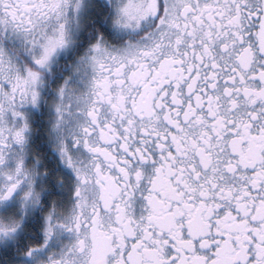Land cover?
<instances>
[{
  "label": "snow or ice",
  "instance_id": "snow-or-ice-1",
  "mask_svg": "<svg viewBox=\"0 0 264 264\" xmlns=\"http://www.w3.org/2000/svg\"><path fill=\"white\" fill-rule=\"evenodd\" d=\"M0 264H264V0H0Z\"/></svg>",
  "mask_w": 264,
  "mask_h": 264
}]
</instances>
